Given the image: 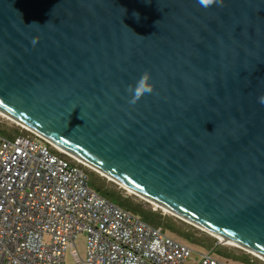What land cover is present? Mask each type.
Listing matches in <instances>:
<instances>
[{"label":"water","instance_id":"1","mask_svg":"<svg viewBox=\"0 0 264 264\" xmlns=\"http://www.w3.org/2000/svg\"><path fill=\"white\" fill-rule=\"evenodd\" d=\"M260 96L264 0H0L6 120L264 260Z\"/></svg>","mask_w":264,"mask_h":264},{"label":"built area","instance_id":"2","mask_svg":"<svg viewBox=\"0 0 264 264\" xmlns=\"http://www.w3.org/2000/svg\"><path fill=\"white\" fill-rule=\"evenodd\" d=\"M25 130L0 137V264H66L81 233L88 255L77 264H186L196 253L102 196L89 166ZM199 255V264H234Z\"/></svg>","mask_w":264,"mask_h":264},{"label":"trees","instance_id":"3","mask_svg":"<svg viewBox=\"0 0 264 264\" xmlns=\"http://www.w3.org/2000/svg\"><path fill=\"white\" fill-rule=\"evenodd\" d=\"M10 135V137H15L18 134L13 135L10 133ZM95 172L94 170L88 169L89 183L102 196L139 215L148 223L162 227L174 239L187 244L192 249L203 248L202 250L204 251H212L214 254L243 264H264L263 261L243 252L242 249L236 248L230 250L220 246L217 238L177 217L163 215L162 212L158 211H145L144 209L136 208L129 199H126L127 197L121 195L123 191L119 190L113 182L108 183L106 178L97 177V173ZM236 251L242 252L241 255H238Z\"/></svg>","mask_w":264,"mask_h":264},{"label":"rangeland","instance_id":"4","mask_svg":"<svg viewBox=\"0 0 264 264\" xmlns=\"http://www.w3.org/2000/svg\"><path fill=\"white\" fill-rule=\"evenodd\" d=\"M3 124V125H2ZM11 134L16 135V134H20V133H26V130L15 123L9 122L8 120L5 119V117L0 114V137H10ZM97 173V177H102V178H106V181L108 183H112L113 181H111L110 179H108L107 177H105L104 175H102L101 173L95 172ZM119 190H122L123 192L121 193V195L123 197H127L126 199H129L133 205L136 208L139 209H144L145 211H158V212H162L163 215H169V216H174L173 214H171L170 212L165 211L162 208H157L156 206H154L152 203H149L148 201H146L145 199L135 195L134 193L128 191L127 189L123 188L122 186L118 185L117 183L113 182ZM176 217V216H174ZM179 219V218H178ZM87 234L86 233H81L76 242L75 245H71L66 253V264H77L79 263L81 260H86L87 259V255H88V251H87ZM218 244L224 248H228L230 250L239 248L236 247L234 245L231 244H226V243H222L220 240H218ZM203 249V248H202ZM202 249H198L195 248L196 253L193 254V256L187 261L186 264H199L200 263V255L206 251L202 250ZM241 249V248H239ZM243 252L250 254L252 257L254 258H258L261 261L264 262V260H262L261 258H259L258 256L254 255L253 253H251L248 250H244L242 249ZM236 253L238 255H241L242 252L240 251H236ZM216 256H220L217 255ZM222 257V256H220ZM225 258V257H224ZM234 264H243L241 262H235L233 260H231Z\"/></svg>","mask_w":264,"mask_h":264},{"label":"clouds","instance_id":"5","mask_svg":"<svg viewBox=\"0 0 264 264\" xmlns=\"http://www.w3.org/2000/svg\"><path fill=\"white\" fill-rule=\"evenodd\" d=\"M199 4L203 8H208L214 3H218L219 0H198ZM150 74L145 71L140 79L136 82L135 86L129 85L127 92L131 95L129 103L135 105L146 93L153 92V85L150 83ZM259 103L264 104V96L259 97Z\"/></svg>","mask_w":264,"mask_h":264},{"label":"bare ground","instance_id":"6","mask_svg":"<svg viewBox=\"0 0 264 264\" xmlns=\"http://www.w3.org/2000/svg\"><path fill=\"white\" fill-rule=\"evenodd\" d=\"M1 114V113H0ZM28 129V128H27ZM30 130V129H29ZM66 153V152H65ZM68 154V153H67ZM70 155V154H69ZM93 170H95V171H97L96 169H93ZM98 173H100L99 171H97ZM103 175V174H102ZM166 211V210H165Z\"/></svg>","mask_w":264,"mask_h":264}]
</instances>
